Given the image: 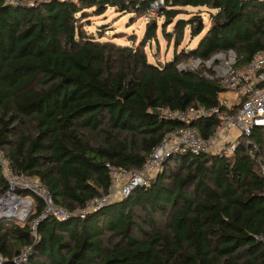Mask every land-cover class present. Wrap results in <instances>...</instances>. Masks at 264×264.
Listing matches in <instances>:
<instances>
[{
  "label": "trees",
  "instance_id": "1",
  "mask_svg": "<svg viewBox=\"0 0 264 264\" xmlns=\"http://www.w3.org/2000/svg\"><path fill=\"white\" fill-rule=\"evenodd\" d=\"M151 1L0 0V149L70 212L107 191V164L141 168L183 125L159 108L225 110L221 81L206 77L204 65L178 69L182 60L233 50L243 65L264 50V0H164L161 33L174 47L187 26L191 38L204 28L200 18L177 17L186 7L214 12L194 47L158 63L145 51L156 39L154 18L131 45L85 29L89 12L112 7L140 17ZM219 124L211 115L191 126L209 137ZM7 188L0 171V195ZM16 192L31 195L34 207L24 222L0 219V264H264V126L229 154L172 153L149 184L84 217H45L36 236L31 223L44 202Z\"/></svg>",
  "mask_w": 264,
  "mask_h": 264
},
{
  "label": "built area",
  "instance_id": "2",
  "mask_svg": "<svg viewBox=\"0 0 264 264\" xmlns=\"http://www.w3.org/2000/svg\"><path fill=\"white\" fill-rule=\"evenodd\" d=\"M163 2L164 0H152L145 15L149 19L161 16ZM193 63L195 64L185 65L180 62L177 68L194 70L198 64L204 63L210 70L205 72V76L209 79L218 77L226 87L225 91L218 94L225 110H221L219 106L205 108L197 104L184 110L168 106L159 108L163 117L178 120L183 125L166 134L145 159L141 168L133 170L107 164L110 175L107 191L73 212L56 205L49 190L37 178L17 174L9 158L0 149V171L8 184L7 190L0 196V219L14 218L24 222L34 207V199L31 195L17 193L16 189L31 191L44 202V210L39 219L31 223L33 235L36 236V226L39 220L45 217L64 219L71 214L84 217L89 211L128 196L135 187L149 184L160 171L162 161L172 153L229 154L234 150L240 136H249L254 127L264 126V50L257 51L243 65L237 64V56L233 50L220 51L205 62L196 59ZM211 115L217 116L220 124L211 136L202 137L198 129L190 123ZM19 259L21 258H17ZM1 261L3 257L0 255V263Z\"/></svg>",
  "mask_w": 264,
  "mask_h": 264
},
{
  "label": "rangeland",
  "instance_id": "3",
  "mask_svg": "<svg viewBox=\"0 0 264 264\" xmlns=\"http://www.w3.org/2000/svg\"><path fill=\"white\" fill-rule=\"evenodd\" d=\"M211 12L214 11L205 7H186L185 11L177 17L185 19L190 17L200 18L204 28L199 35L191 38L189 27L187 26L181 43L176 47L173 46L171 37L167 38V36L161 33L164 16L155 17L154 19L156 20L158 29L156 39L145 46L147 59L153 63L168 61L172 59L174 52L179 53L182 50H189L194 47L210 25L209 14ZM148 20L149 18L146 15L135 17L133 12H120L112 7H108L101 15H95L93 12H89L83 23L85 24L86 31L92 33L95 37L98 36V31L104 28L103 40L110 39L122 45H131L141 41L144 35L145 24ZM175 20L166 27V31H172ZM194 61L196 59L191 57L181 62L187 65L190 63L195 64L193 63ZM203 65L206 67L204 63H200L194 67V70L200 69ZM215 78L219 79L218 77ZM30 213L31 211L27 214L26 219Z\"/></svg>",
  "mask_w": 264,
  "mask_h": 264
},
{
  "label": "water",
  "instance_id": "4",
  "mask_svg": "<svg viewBox=\"0 0 264 264\" xmlns=\"http://www.w3.org/2000/svg\"><path fill=\"white\" fill-rule=\"evenodd\" d=\"M190 125H192V123H190Z\"/></svg>",
  "mask_w": 264,
  "mask_h": 264
}]
</instances>
